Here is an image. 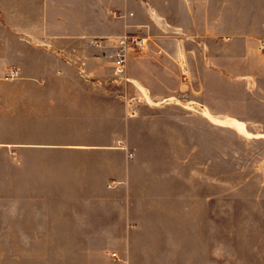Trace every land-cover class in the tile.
<instances>
[{"label":"crops","instance_id":"0c3cea01","mask_svg":"<svg viewBox=\"0 0 264 264\" xmlns=\"http://www.w3.org/2000/svg\"><path fill=\"white\" fill-rule=\"evenodd\" d=\"M262 120L264 0H0V264H264Z\"/></svg>","mask_w":264,"mask_h":264},{"label":"rangeland","instance_id":"374dc122","mask_svg":"<svg viewBox=\"0 0 264 264\" xmlns=\"http://www.w3.org/2000/svg\"><path fill=\"white\" fill-rule=\"evenodd\" d=\"M260 124L262 127H264V120L260 121ZM254 126H255L254 127L255 130H257V129L261 130L262 129L261 127H259V125L254 124ZM247 139L248 140L245 141V143H244V147H261L259 150L264 152V138L250 134L249 138H247ZM226 141H228V143H229V139L225 135L219 136V146L221 144V147H225ZM233 147H235V151H237L238 148L243 147V146H242L241 142L234 139L233 140ZM1 149L2 148H0V162H1V160H6V150H1ZM252 150L253 149L251 148V151ZM253 151H254V154H257L256 149H254ZM14 159H17V158H14ZM239 160H240V158L235 157L234 167H231L224 160L219 162V175H227V174H231L232 172L235 175H238V174H245V175L261 174V175H264V158L260 159V160L253 161L254 162L253 166H251V165L245 166V168H243L240 165L241 161H239Z\"/></svg>","mask_w":264,"mask_h":264},{"label":"built area","instance_id":"2783aa9c","mask_svg":"<svg viewBox=\"0 0 264 264\" xmlns=\"http://www.w3.org/2000/svg\"><path fill=\"white\" fill-rule=\"evenodd\" d=\"M149 46L148 38L142 37L138 34H127L118 41V47L115 54L116 74L115 80H127L125 77V66L130 51L143 52ZM188 80V72H183V81L186 83ZM112 258L118 259L117 253H112Z\"/></svg>","mask_w":264,"mask_h":264}]
</instances>
